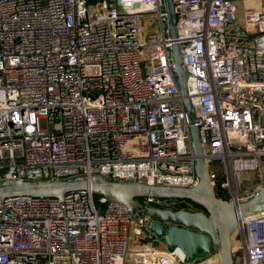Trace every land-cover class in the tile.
<instances>
[{"label":"built area","instance_id":"obj_1","mask_svg":"<svg viewBox=\"0 0 264 264\" xmlns=\"http://www.w3.org/2000/svg\"><path fill=\"white\" fill-rule=\"evenodd\" d=\"M254 1L171 0L172 38L164 0H0V182L100 176L195 188L171 51L181 43L208 184L220 202L251 199L264 189V6L248 8ZM235 2L246 5L243 28ZM244 172L260 182L239 194ZM149 221L89 191L8 197L0 264H220L216 252L186 262L160 249ZM232 258L264 264V212L239 219Z\"/></svg>","mask_w":264,"mask_h":264},{"label":"water","instance_id":"obj_2","mask_svg":"<svg viewBox=\"0 0 264 264\" xmlns=\"http://www.w3.org/2000/svg\"><path fill=\"white\" fill-rule=\"evenodd\" d=\"M169 31L176 38V20L171 0H164ZM184 44L174 43L171 51L175 65V77L182 98V104L189 124L193 151L197 156L195 188L151 187L139 183L116 182L100 176L77 177L55 182L1 181L0 200L14 196L53 197L63 199L66 194L89 191L103 196L125 207L130 217L140 211L149 217L148 230L169 249H179L186 262L204 258L214 252L220 264H233L232 246L239 219L264 212V189L245 201L220 202L211 190L202 155V146L195 116L187 92V72L182 50ZM222 189L218 185L216 192ZM156 198L166 205L178 202L179 209L146 207L141 199ZM198 206L200 209H193Z\"/></svg>","mask_w":264,"mask_h":264},{"label":"rangeland","instance_id":"obj_3","mask_svg":"<svg viewBox=\"0 0 264 264\" xmlns=\"http://www.w3.org/2000/svg\"><path fill=\"white\" fill-rule=\"evenodd\" d=\"M99 0H88V3L90 5H94L97 3ZM243 6L245 7L246 5L241 4L240 2H235V13H236V18H237V23L238 25L243 28L245 26V20L243 19V14H242V8ZM264 6V0H258L254 2H250L247 4L248 8H252L256 11L261 9V7ZM255 28H257V23L252 24ZM214 169L217 171L218 174H223L224 172V167L220 161H215L213 163ZM260 182V178L257 174L254 172H244L242 174H239L236 176V185L238 187V191H242V189H246L251 187L252 185H256ZM216 198H218L216 196ZM174 209H179L178 205L174 206ZM194 209V208H193ZM131 242V240H130ZM140 239H136V243H139ZM159 246L163 248L164 244L161 240H159ZM235 246V244H234ZM165 247V246H164Z\"/></svg>","mask_w":264,"mask_h":264},{"label":"crops","instance_id":"obj_4","mask_svg":"<svg viewBox=\"0 0 264 264\" xmlns=\"http://www.w3.org/2000/svg\"><path fill=\"white\" fill-rule=\"evenodd\" d=\"M241 174H242V173H241ZM224 178H225L224 173H223V174H219V179H220L221 181H223ZM255 186H256V185H252V186L249 187V188L242 189V191H240V192L238 191V193H239V194H243V193L249 192V191H251ZM237 190H238V187H237ZM159 247H160V246H159ZM160 249H165V248H164V246H163V248L160 247Z\"/></svg>","mask_w":264,"mask_h":264},{"label":"flooded vegetation","instance_id":"obj_5","mask_svg":"<svg viewBox=\"0 0 264 264\" xmlns=\"http://www.w3.org/2000/svg\"><path fill=\"white\" fill-rule=\"evenodd\" d=\"M178 204V202H172V204H168L166 205L164 208H172L173 206H176ZM194 209L198 210L197 208L194 207Z\"/></svg>","mask_w":264,"mask_h":264},{"label":"trees","instance_id":"obj_6","mask_svg":"<svg viewBox=\"0 0 264 264\" xmlns=\"http://www.w3.org/2000/svg\"><path fill=\"white\" fill-rule=\"evenodd\" d=\"M140 201H142V199ZM194 207L197 208V209H200L198 206H194Z\"/></svg>","mask_w":264,"mask_h":264}]
</instances>
